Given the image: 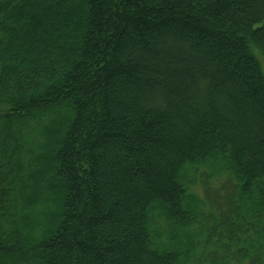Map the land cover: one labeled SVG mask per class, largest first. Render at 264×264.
<instances>
[{
	"label": "trees",
	"instance_id": "16d2710c",
	"mask_svg": "<svg viewBox=\"0 0 264 264\" xmlns=\"http://www.w3.org/2000/svg\"><path fill=\"white\" fill-rule=\"evenodd\" d=\"M256 51L264 0H0V264H264Z\"/></svg>",
	"mask_w": 264,
	"mask_h": 264
},
{
	"label": "rangeland",
	"instance_id": "374dc122",
	"mask_svg": "<svg viewBox=\"0 0 264 264\" xmlns=\"http://www.w3.org/2000/svg\"><path fill=\"white\" fill-rule=\"evenodd\" d=\"M256 56L260 60V64H261L262 71H263V74H264V61L262 59V56L257 51H256ZM207 172H210V169L204 163L196 165V166H188L186 168V176L189 177V181H188L189 191L194 193L199 199L203 198V194H202V180L205 177L203 174H205ZM221 172H223V171H221ZM215 176H217V175H215ZM210 178H215V177H210ZM224 178H225V176L223 175L222 179H224ZM211 180L212 179H209L210 182H211ZM211 183L215 184L214 181H212ZM210 193L213 194V191H210ZM157 225H161L163 227L162 230L165 229V225H164V221L162 220V217L158 218ZM214 241L216 243V238H214ZM199 252H200V248L198 249L197 254H199ZM203 264H206V262H204ZM230 264H235V263H231L230 262Z\"/></svg>",
	"mask_w": 264,
	"mask_h": 264
}]
</instances>
